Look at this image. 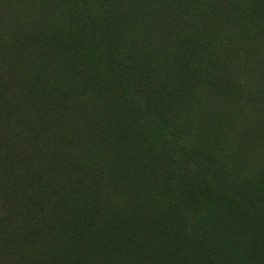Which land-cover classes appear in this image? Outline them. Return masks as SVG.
<instances>
[{"label": "rangeland", "instance_id": "obj_1", "mask_svg": "<svg viewBox=\"0 0 264 264\" xmlns=\"http://www.w3.org/2000/svg\"><path fill=\"white\" fill-rule=\"evenodd\" d=\"M263 18L0 0V264H70L84 235L129 264H264Z\"/></svg>", "mask_w": 264, "mask_h": 264}, {"label": "trees", "instance_id": "obj_2", "mask_svg": "<svg viewBox=\"0 0 264 264\" xmlns=\"http://www.w3.org/2000/svg\"><path fill=\"white\" fill-rule=\"evenodd\" d=\"M264 25V18L258 20L254 24L248 23V31L253 35L252 38L259 41V43H264V35L261 34V26ZM33 120H31V125H33ZM31 132L37 134L38 131L31 126ZM111 242L107 244H102L98 242L96 238L91 235H84L81 238V242L77 246L76 257L70 264H129L127 259H117L115 253L117 248L113 246ZM119 251V250H118ZM137 252L134 251L133 254ZM140 254V251H139Z\"/></svg>", "mask_w": 264, "mask_h": 264}]
</instances>
